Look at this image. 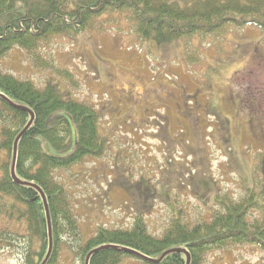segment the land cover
I'll return each instance as SVG.
<instances>
[{
	"label": "rangeland",
	"instance_id": "obj_1",
	"mask_svg": "<svg viewBox=\"0 0 264 264\" xmlns=\"http://www.w3.org/2000/svg\"><path fill=\"white\" fill-rule=\"evenodd\" d=\"M36 47H12L0 59V72L35 86L51 82L91 106L107 142L102 158L54 172L79 230L76 237L59 236L55 264H81L79 245L99 226L129 228L141 215L147 231L161 237L179 215L191 226L209 222L215 196L237 201L253 190L264 203L261 31L231 28L218 38L157 46L137 35L124 10L94 18L78 35H50ZM76 139L72 125L66 150L44 140L41 146L66 157ZM25 234L23 221L0 217V264L24 263ZM203 264H264V252L249 245L214 248Z\"/></svg>",
	"mask_w": 264,
	"mask_h": 264
},
{
	"label": "trees",
	"instance_id": "obj_2",
	"mask_svg": "<svg viewBox=\"0 0 264 264\" xmlns=\"http://www.w3.org/2000/svg\"><path fill=\"white\" fill-rule=\"evenodd\" d=\"M124 10L131 13L137 35L157 46L194 37L218 38L231 28L252 27L264 34V0H0V16L5 15L0 26V59L12 47L31 52L50 35H78L94 18ZM0 94L11 102L0 97V120L4 117L8 122L0 126V217L25 223L29 247L23 264H41L47 225L43 202L31 185L37 186L47 201L54 245L46 264H55L59 236L76 237L79 230L67 190L54 172L104 156L107 142L99 134V117L91 106L79 103L51 82L35 86L30 80L0 72ZM25 109L34 119L17 144L14 171L24 183L20 185L13 181L10 167L14 142L30 120ZM72 125L77 134L74 151L66 157L46 154L41 140L64 151ZM259 196L253 190L237 201L215 196L216 209L209 222L191 226L179 215L170 219L161 237L147 231L141 215L129 228L99 226L92 237L80 243L77 254L81 264L94 250L88 264H119L132 258L153 264L122 249L154 260L177 249L189 254V264H203L214 248L249 245L264 252V203ZM158 264H186V256L174 252Z\"/></svg>",
	"mask_w": 264,
	"mask_h": 264
},
{
	"label": "water",
	"instance_id": "obj_3",
	"mask_svg": "<svg viewBox=\"0 0 264 264\" xmlns=\"http://www.w3.org/2000/svg\"><path fill=\"white\" fill-rule=\"evenodd\" d=\"M0 97L1 98H5L3 95L0 94ZM7 101H9L7 98H5ZM10 102V101H9ZM11 103V102H10ZM29 116H30V120L29 122L27 123V125L24 127V129L21 131V133L18 135V137L16 138L15 142H14V145H13V153H12V163H11V167H10V173H11V177L13 179V181L16 183V184H20V185H24V183L20 182L16 175H15V161H16V154H17V144H18V141L20 140V138L26 133V131L30 128V126L32 125V122H33V119H34V115L32 112H30L28 109H25ZM40 195V198L43 202V205H44V209H45V217H46V225H47V239H48V251H47V254H46V257L45 259L43 260V262L41 264H46L47 263V260L49 259L50 255H51V252H52V248H53V239H52V230H51V221H50V215H49V210H48V206H47V201H46V198L44 196V194L42 193V191L35 185H31ZM124 250L125 252L129 253V254H132V255H135L137 257H142V259L144 258L146 261L150 262V263H153V264H158L164 257H166L167 255L171 254V253H174V252H179V253H183L185 256H186V264H189L190 263V257H189V254L185 251V250H177V249H172V250H169V251H166L165 253H163L161 255V257L157 260H154V259H149L147 257H144L132 250H128V249H122ZM97 250H94L92 251L91 253L88 254V256L86 257L85 259V262L84 264H88V261H89V258L90 256L96 252Z\"/></svg>",
	"mask_w": 264,
	"mask_h": 264
}]
</instances>
